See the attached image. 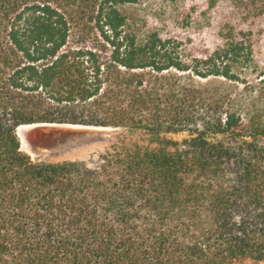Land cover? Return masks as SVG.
<instances>
[{
	"label": "trees",
	"instance_id": "1",
	"mask_svg": "<svg viewBox=\"0 0 264 264\" xmlns=\"http://www.w3.org/2000/svg\"><path fill=\"white\" fill-rule=\"evenodd\" d=\"M256 47L264 0H0V264L264 263ZM39 124L123 134L36 162Z\"/></svg>",
	"mask_w": 264,
	"mask_h": 264
},
{
	"label": "rangeland",
	"instance_id": "2",
	"mask_svg": "<svg viewBox=\"0 0 264 264\" xmlns=\"http://www.w3.org/2000/svg\"><path fill=\"white\" fill-rule=\"evenodd\" d=\"M149 7H155L157 0H145ZM254 58L257 66L264 69V49L256 47ZM20 150L32 161L57 163L82 160L104 152L123 134L110 128L83 127L71 125H23L16 130ZM179 140L181 136H171ZM264 146V137L256 140ZM237 264H264L250 260Z\"/></svg>",
	"mask_w": 264,
	"mask_h": 264
}]
</instances>
